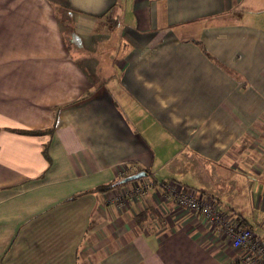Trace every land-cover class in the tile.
I'll use <instances>...</instances> for the list:
<instances>
[{
    "label": "crops",
    "instance_id": "1",
    "mask_svg": "<svg viewBox=\"0 0 264 264\" xmlns=\"http://www.w3.org/2000/svg\"><path fill=\"white\" fill-rule=\"evenodd\" d=\"M0 9V264L240 259L160 182L264 241V0Z\"/></svg>",
    "mask_w": 264,
    "mask_h": 264
},
{
    "label": "built area",
    "instance_id": "2",
    "mask_svg": "<svg viewBox=\"0 0 264 264\" xmlns=\"http://www.w3.org/2000/svg\"><path fill=\"white\" fill-rule=\"evenodd\" d=\"M158 185L178 207L198 212L208 224L231 239L233 246L243 253L234 264H264V241L250 228L236 225L233 219L219 211L214 202L194 189L176 182H160Z\"/></svg>",
    "mask_w": 264,
    "mask_h": 264
},
{
    "label": "trees",
    "instance_id": "3",
    "mask_svg": "<svg viewBox=\"0 0 264 264\" xmlns=\"http://www.w3.org/2000/svg\"><path fill=\"white\" fill-rule=\"evenodd\" d=\"M45 155H46V154H45ZM125 177H127V176H122V177L120 178V180H119L117 183H115V184H110V185H105V186L100 187L99 189H97V191H99V192H107V191H110V190H112V189L118 188V187H120V186H123V185L129 184V182H128V183H123V184H121V180L124 179ZM244 228H245V226H244ZM246 228H248V227H246Z\"/></svg>",
    "mask_w": 264,
    "mask_h": 264
},
{
    "label": "water",
    "instance_id": "4",
    "mask_svg": "<svg viewBox=\"0 0 264 264\" xmlns=\"http://www.w3.org/2000/svg\"><path fill=\"white\" fill-rule=\"evenodd\" d=\"M147 175H148V173L146 171H141V172L135 173L133 175H130V176L122 179L121 184L141 179L143 177H146Z\"/></svg>",
    "mask_w": 264,
    "mask_h": 264
},
{
    "label": "rangeland",
    "instance_id": "5",
    "mask_svg": "<svg viewBox=\"0 0 264 264\" xmlns=\"http://www.w3.org/2000/svg\"><path fill=\"white\" fill-rule=\"evenodd\" d=\"M1 10V9H0ZM0 15H1V12H0ZM4 25H3V21L0 19V27H3ZM136 181V180H135ZM132 182V181H131ZM131 182H129V183H131ZM134 182V181H133Z\"/></svg>",
    "mask_w": 264,
    "mask_h": 264
}]
</instances>
